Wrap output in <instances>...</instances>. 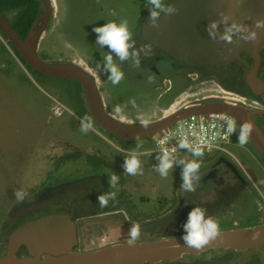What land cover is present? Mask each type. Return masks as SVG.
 <instances>
[{
    "label": "flooded vegetation",
    "instance_id": "af4514ba",
    "mask_svg": "<svg viewBox=\"0 0 264 264\" xmlns=\"http://www.w3.org/2000/svg\"><path fill=\"white\" fill-rule=\"evenodd\" d=\"M142 11L145 13L136 20L132 32L134 39L144 41L141 24L148 11L146 8ZM259 53L260 61L255 71V60L248 53H242L241 59L228 64L191 66L160 50L149 57L141 55L139 68H134L132 62L127 61L122 69L127 80L145 88L152 87L140 83L144 76L139 69L151 71L152 80L155 81L153 88L165 86L160 96L173 90V74L185 81L178 94L191 91L195 84L204 86L202 88L206 91L218 92L205 95L191 104L228 102L250 109H264V44ZM63 107L66 109V105ZM106 110L115 116L107 107ZM57 112V115H62L64 109ZM257 116L264 117V113L255 114V121ZM89 118L94 123L93 130L115 149L110 151L94 141L89 142L87 148H80L68 140L67 146L59 153L52 154L53 167L43 173L36 185L28 188L25 200L14 204L2 223L0 257L6 252L9 236L17 227L49 214L71 217L76 226L77 250L85 242L95 244L86 250L115 242H128L129 228L134 222L140 225L141 230L137 241L182 234L188 212L196 206L207 209V214L218 222L220 231L264 223V157L255 147L258 151L254 156L258 162L257 168H246V160L241 155L242 158H239L234 153L230 157L205 151L204 158L196 161L200 165V179L195 191H184L180 187L179 167L174 179L166 186L148 184L133 179L137 175L123 174V152L143 153L124 146L138 147L140 140L111 134L96 123L92 114ZM256 123L264 133V123ZM113 173L120 175L115 189L108 182ZM110 192L116 193L115 200L110 199L107 206L101 207L97 203V196ZM110 237L114 239L108 240ZM17 253L20 256L27 254L26 246L21 245ZM137 264H264V243L257 248L212 247L196 253H184L176 258Z\"/></svg>",
    "mask_w": 264,
    "mask_h": 264
},
{
    "label": "rangeland",
    "instance_id": "374dc122",
    "mask_svg": "<svg viewBox=\"0 0 264 264\" xmlns=\"http://www.w3.org/2000/svg\"><path fill=\"white\" fill-rule=\"evenodd\" d=\"M52 4L49 24L39 42V54L49 61H71L86 67L95 76L106 107L116 117L134 122L153 121L199 101L205 95L218 93L214 90L206 91L202 88L204 86L195 84L191 91L178 94L185 81L171 74L173 90L160 96L165 86L153 88L155 81L151 79L149 82V77H153L148 69H139L144 76L140 83L153 89L130 82L125 76L114 86L97 69L107 48L101 49L95 44L96 34L92 29L109 21L127 19L132 31L136 20L145 13L142 11L145 0H52ZM4 8L9 18L15 21L18 15L16 7L4 5ZM113 10L116 16L110 15ZM44 12L42 3L37 17L39 22ZM84 104L87 105L85 91L77 81L31 71L0 33V231L12 206L19 202L14 195L15 191L19 189L26 192L31 185H36L43 173L53 167L51 155L67 146L66 141L71 140L80 148H87V144L94 141L110 151L115 149L93 128L87 134L80 131L81 121L85 117L91 121ZM63 105H66V109ZM62 109L63 114L57 115V111ZM256 121L263 125L264 117L257 116ZM237 142L236 135H231L226 147L246 160V168H257L258 162L254 156L258 151L250 141L246 147H241ZM143 143L146 141L140 142ZM124 147L143 152L138 154L143 174L133 179L163 186L174 179L178 167L171 170L167 177H161L153 170L158 163L156 156L160 152H144L148 146L141 145ZM197 150L202 152V156H194L187 150L170 156L185 161H200L206 150ZM129 155L132 154L123 152V160ZM92 246L95 244L85 242L78 250L91 249Z\"/></svg>",
    "mask_w": 264,
    "mask_h": 264
},
{
    "label": "water",
    "instance_id": "95a60500",
    "mask_svg": "<svg viewBox=\"0 0 264 264\" xmlns=\"http://www.w3.org/2000/svg\"><path fill=\"white\" fill-rule=\"evenodd\" d=\"M45 12L39 22L34 21L25 37H22L0 9V32L14 47L20 57L34 70L53 78L79 82L86 95V103L96 123L116 136L137 140L150 138L172 126L178 120L192 114L221 112L235 117L238 124L245 120L252 123L254 131L250 142L264 157V133L254 119L264 109H250L228 102L188 104L153 121L127 122L107 112L102 93L95 76L84 66L71 61H49L39 54V42L45 32L52 12V0H40ZM178 13L164 14L159 27H152L148 13L141 24L143 40H136V47L143 48L141 55L152 56L159 50L177 61L188 65L228 64L248 53L255 60L256 70L260 61L259 50L264 44V0H171ZM214 22V23H213ZM233 24L246 31L229 32ZM256 32L255 42L241 39V35ZM230 37V39H229ZM247 81H249L247 76ZM250 84V83H249ZM182 234L160 239L115 242L93 250H77L76 226L66 214H49L36 217L17 227L9 236L6 252L0 264H128L160 261L176 258L184 253H196L212 247L257 248L264 243V223L254 226L219 231L217 237L203 248L184 245ZM255 237V238H254ZM21 245L27 254L18 255Z\"/></svg>",
    "mask_w": 264,
    "mask_h": 264
},
{
    "label": "clouds",
    "instance_id": "9594fccd",
    "mask_svg": "<svg viewBox=\"0 0 264 264\" xmlns=\"http://www.w3.org/2000/svg\"><path fill=\"white\" fill-rule=\"evenodd\" d=\"M145 8L148 11V20L152 27H159L158 21L162 14L170 16L179 11V9L171 3V0H145ZM110 15L116 16V12L113 10L110 12ZM257 27H264V24L258 22ZM233 29H235L237 33L246 31L235 24H233L232 28H229L228 31L232 32ZM92 31L96 34L95 44L101 49L107 48V53L103 55L102 63L97 64V69L102 71L114 86L118 85L124 79L122 65L125 62L131 61L134 68L140 67L141 52L144 50L143 48L138 49L136 47V40L134 39L133 32L129 28L127 19H121L119 22H106L101 26L94 27ZM240 38L245 41L255 42L258 36L256 32H248L247 34L241 35ZM117 61H119V63H117ZM151 79L152 78L149 77V82H151ZM142 123L145 127L147 126V121H143ZM92 126L91 121L85 117L81 121L80 131L87 134ZM223 127L227 135H236L237 141L241 147H244L249 142L254 131L251 122L245 120L243 123L238 124L235 117L228 114H224ZM179 146L181 149L191 152L194 156H202V152L193 148L187 140H182ZM156 160L158 163L154 165L153 170L161 177H167L171 170L179 167L181 169V189L184 191H195L200 179L198 175L199 163L194 160L186 162L183 159H175L168 154L166 149L161 150V154L156 156ZM121 168L122 173L126 175L136 176L143 174L142 163L136 153L126 156L121 164ZM119 180L120 175L113 173L108 181L110 187L115 189ZM14 195L18 201L23 202L27 193L24 190L18 189L15 191ZM115 198V192L101 194L97 196V203L101 207H105L110 199L115 200ZM219 231L218 222L207 214V209L196 206L188 212L187 219L183 224L181 239L184 241L185 246L200 249L214 240L219 234ZM128 235V244L133 246L141 235L140 225L134 222L129 228Z\"/></svg>",
    "mask_w": 264,
    "mask_h": 264
},
{
    "label": "built area",
    "instance_id": "2783aa9c",
    "mask_svg": "<svg viewBox=\"0 0 264 264\" xmlns=\"http://www.w3.org/2000/svg\"><path fill=\"white\" fill-rule=\"evenodd\" d=\"M224 114L211 112L209 114H192L178 120L172 126L157 133L150 139L149 145L144 152H160L166 149L169 155L176 154L182 150L180 142H187L195 149H204L208 152L215 151L218 154L233 156L226 147L230 137L225 133L223 127Z\"/></svg>",
    "mask_w": 264,
    "mask_h": 264
},
{
    "label": "trees",
    "instance_id": "16d2710c",
    "mask_svg": "<svg viewBox=\"0 0 264 264\" xmlns=\"http://www.w3.org/2000/svg\"><path fill=\"white\" fill-rule=\"evenodd\" d=\"M4 5H10L11 8H15L16 7V9L18 10V15H17V19L15 21H13L12 19L9 18L8 13H7V11L4 8ZM41 5H42V2L40 0H0V9L7 16V18H9L10 22L17 29V31L21 34L22 37L26 36V34L29 31L30 27L32 26L34 21L39 16V13H40V10H41ZM15 52L20 57V55L18 54V52L16 50H15ZM42 57L44 59H46V57H44V56H42ZM22 61L25 63V65L31 71L38 72V71L34 70L33 68H31L23 59H22ZM84 107H85V110H86L87 114L91 116V112L89 111L87 105H85ZM138 140H140V142H142L144 140L146 141V143L140 144L143 147H147L149 145L150 139H148V138H141V139H138Z\"/></svg>",
    "mask_w": 264,
    "mask_h": 264
}]
</instances>
